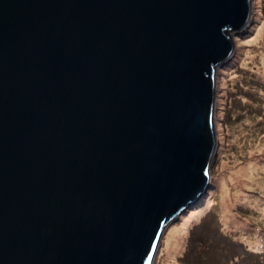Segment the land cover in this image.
Here are the masks:
<instances>
[{"label":"water","instance_id":"water-1","mask_svg":"<svg viewBox=\"0 0 264 264\" xmlns=\"http://www.w3.org/2000/svg\"><path fill=\"white\" fill-rule=\"evenodd\" d=\"M251 0H0V264H153L210 187L216 70Z\"/></svg>","mask_w":264,"mask_h":264},{"label":"rangeland","instance_id":"rangeland-1","mask_svg":"<svg viewBox=\"0 0 264 264\" xmlns=\"http://www.w3.org/2000/svg\"><path fill=\"white\" fill-rule=\"evenodd\" d=\"M251 7L216 70L210 187L166 226L153 264H264V0Z\"/></svg>","mask_w":264,"mask_h":264},{"label":"bare ground","instance_id":"bare-ground-1","mask_svg":"<svg viewBox=\"0 0 264 264\" xmlns=\"http://www.w3.org/2000/svg\"><path fill=\"white\" fill-rule=\"evenodd\" d=\"M233 57V56H232Z\"/></svg>","mask_w":264,"mask_h":264}]
</instances>
